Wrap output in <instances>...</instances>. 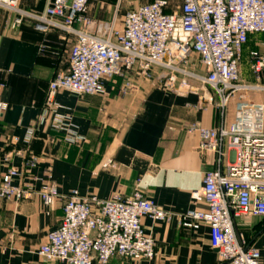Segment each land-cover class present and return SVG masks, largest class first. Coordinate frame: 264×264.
<instances>
[{
  "label": "built area",
  "instance_id": "1",
  "mask_svg": "<svg viewBox=\"0 0 264 264\" xmlns=\"http://www.w3.org/2000/svg\"><path fill=\"white\" fill-rule=\"evenodd\" d=\"M89 1L46 0L40 13H31L19 7L20 0H0V13H6L10 29L30 19L43 30H59L72 39L68 68L48 84L44 107L29 127L27 141L43 125L62 133L69 144L83 141L76 128L56 114L53 96L59 90L107 96L110 84L124 95L138 89L130 81L134 76L178 97L192 94L212 103L214 93L219 110L235 100L230 128L193 123L186 129L199 136L200 152L215 156V167L203 174L202 187L192 196L206 204V211L189 210L179 222L188 229L208 228L219 264H259V251L247 247L236 233L234 218L264 217V39L249 52L253 82L242 80L239 71L250 36H264V0H170L174 6L168 0H153L126 11L118 22L114 14L98 24L87 16ZM194 56L196 63L191 64ZM251 95L259 97L249 99ZM6 109L0 101V119ZM37 161L30 156L24 165L33 168ZM20 176L10 168L0 178V200L30 196L13 184ZM38 195L48 208L59 198L54 185ZM62 211L59 226L37 251L44 261L55 264H108L115 257L152 260L157 255L155 242L146 235L142 220L159 222L169 216L138 190L107 200L71 191Z\"/></svg>",
  "mask_w": 264,
  "mask_h": 264
},
{
  "label": "crops",
  "instance_id": "2",
  "mask_svg": "<svg viewBox=\"0 0 264 264\" xmlns=\"http://www.w3.org/2000/svg\"><path fill=\"white\" fill-rule=\"evenodd\" d=\"M21 9L40 13L46 0H20ZM0 17V101L7 109L0 119V178L10 168L21 172L13 184L30 196L0 200V264H55L38 256L47 234L62 219V207L71 191L107 200L140 191L169 214L164 221L142 220L146 235L155 242L156 257L139 262L112 258L108 264H219L210 248L204 225L188 229L179 217L189 210L204 212L206 204L192 199L202 187L203 174L215 167V156L197 149L199 136L186 132L190 124L204 128L225 125L235 116V100L219 110L218 98L199 101L178 97L156 83L131 76L138 89L119 95L106 85L107 96H79L59 90L53 96L56 114L83 139L69 144L64 135L39 126L27 141L29 127L45 104L48 84L68 68L72 39L55 29L43 30L33 20L12 30ZM108 21V20H106ZM264 36H250L239 71L253 82L249 52ZM123 84L118 80V85ZM37 158L33 168L25 160ZM54 185L59 198L51 208L38 195ZM234 228L247 247L260 253L264 264V217L234 218Z\"/></svg>",
  "mask_w": 264,
  "mask_h": 264
},
{
  "label": "rangeland",
  "instance_id": "3",
  "mask_svg": "<svg viewBox=\"0 0 264 264\" xmlns=\"http://www.w3.org/2000/svg\"><path fill=\"white\" fill-rule=\"evenodd\" d=\"M152 1L153 0H90L87 5V16L98 24L102 21L109 20L110 18H112L114 14H116L117 22H118L126 11L132 10L144 4L151 3ZM168 1L170 2V6H174L176 4L175 2H172L170 0ZM21 6L22 4L20 1L19 7L21 8ZM0 17H4L3 19H5L6 21V13L1 12ZM256 49L257 47H255L254 50ZM190 63L191 64L196 63V56L192 57ZM261 96H264V94ZM255 97L258 98L259 95H251L249 96V99ZM236 105L237 104H235V106Z\"/></svg>",
  "mask_w": 264,
  "mask_h": 264
}]
</instances>
